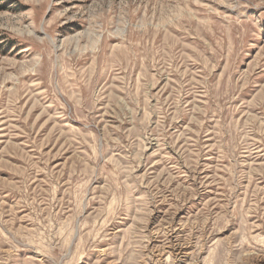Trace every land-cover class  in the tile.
<instances>
[{"label": "rangeland", "instance_id": "obj_1", "mask_svg": "<svg viewBox=\"0 0 264 264\" xmlns=\"http://www.w3.org/2000/svg\"><path fill=\"white\" fill-rule=\"evenodd\" d=\"M0 264H264V0H0Z\"/></svg>", "mask_w": 264, "mask_h": 264}]
</instances>
